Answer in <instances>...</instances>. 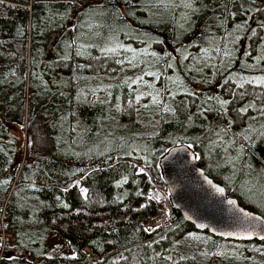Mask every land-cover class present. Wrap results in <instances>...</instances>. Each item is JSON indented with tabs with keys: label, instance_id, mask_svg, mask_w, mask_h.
<instances>
[{
	"label": "trees",
	"instance_id": "obj_1",
	"mask_svg": "<svg viewBox=\"0 0 264 264\" xmlns=\"http://www.w3.org/2000/svg\"><path fill=\"white\" fill-rule=\"evenodd\" d=\"M180 145L264 218V0H0V264H253L144 230Z\"/></svg>",
	"mask_w": 264,
	"mask_h": 264
},
{
	"label": "water",
	"instance_id": "obj_2",
	"mask_svg": "<svg viewBox=\"0 0 264 264\" xmlns=\"http://www.w3.org/2000/svg\"><path fill=\"white\" fill-rule=\"evenodd\" d=\"M160 168L173 208L198 232L228 242L264 243V218L229 197L198 166L188 146L171 148L160 160Z\"/></svg>",
	"mask_w": 264,
	"mask_h": 264
},
{
	"label": "rangeland",
	"instance_id": "obj_3",
	"mask_svg": "<svg viewBox=\"0 0 264 264\" xmlns=\"http://www.w3.org/2000/svg\"><path fill=\"white\" fill-rule=\"evenodd\" d=\"M159 199V198H158ZM162 206V203H160ZM5 241V239H4ZM206 245V239L201 235L190 236L182 239L176 247L172 249V251L176 252L178 255L182 253L183 256L192 257L191 255H198L202 254L204 258L211 259L207 252L204 249H201L200 246ZM4 247V244H3ZM194 247H198L201 250H195ZM38 247H35L37 249ZM4 251V248H3ZM44 251L46 254H49L53 251H56L62 255L66 256H73L74 252L69 247L67 241L59 236L57 233L49 234L48 238H46L44 244ZM8 252V251H7ZM234 253V256H233ZM8 255L14 256V254L7 253ZM170 255V254H169ZM174 256V254H171ZM222 258L229 259V260H237L239 258H246L248 259L247 262H252L253 264H259V260L264 263V247H260L259 249L253 251L249 247H239V246H229L226 250L225 255ZM118 259H122V256L119 255ZM130 264H140L139 261L133 262Z\"/></svg>",
	"mask_w": 264,
	"mask_h": 264
},
{
	"label": "built area",
	"instance_id": "obj_4",
	"mask_svg": "<svg viewBox=\"0 0 264 264\" xmlns=\"http://www.w3.org/2000/svg\"><path fill=\"white\" fill-rule=\"evenodd\" d=\"M157 194L159 196L158 201L162 203L163 209L157 214V216L152 217L148 220L145 225V230L149 233H155L156 231H163L170 223L171 218V207L168 200V195L166 191L162 188L157 189ZM152 198V196H150ZM86 256L84 263L87 264H95L101 262L102 258L92 253L90 250L86 249Z\"/></svg>",
	"mask_w": 264,
	"mask_h": 264
},
{
	"label": "bare ground",
	"instance_id": "obj_5",
	"mask_svg": "<svg viewBox=\"0 0 264 264\" xmlns=\"http://www.w3.org/2000/svg\"><path fill=\"white\" fill-rule=\"evenodd\" d=\"M93 163H94V162H93ZM166 194H167V195L170 194L168 190H166ZM159 197H162V196H159V195H158V198H159Z\"/></svg>",
	"mask_w": 264,
	"mask_h": 264
},
{
	"label": "snow or ice",
	"instance_id": "obj_6",
	"mask_svg": "<svg viewBox=\"0 0 264 264\" xmlns=\"http://www.w3.org/2000/svg\"><path fill=\"white\" fill-rule=\"evenodd\" d=\"M218 191H221V192H222V191H223V189H218ZM229 203H232V202H231V201H229Z\"/></svg>",
	"mask_w": 264,
	"mask_h": 264
}]
</instances>
